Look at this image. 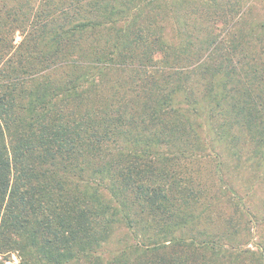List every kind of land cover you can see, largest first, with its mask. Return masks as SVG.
<instances>
[{"label":"trees","instance_id":"trees-1","mask_svg":"<svg viewBox=\"0 0 264 264\" xmlns=\"http://www.w3.org/2000/svg\"><path fill=\"white\" fill-rule=\"evenodd\" d=\"M252 1L0 0V264H264Z\"/></svg>","mask_w":264,"mask_h":264},{"label":"rangeland","instance_id":"rangeland-1","mask_svg":"<svg viewBox=\"0 0 264 264\" xmlns=\"http://www.w3.org/2000/svg\"><path fill=\"white\" fill-rule=\"evenodd\" d=\"M195 2V0H194ZM251 15L256 21L264 22V0H253L251 3ZM246 178V176H245ZM246 180H249L248 177ZM248 182L251 186V198L247 201V205L253 210V215L250 227H252V241L254 244L263 246L264 248V183L262 181ZM258 222V224H256ZM121 234L116 235L120 237ZM116 241V239H114ZM18 259L12 255L6 264H17Z\"/></svg>","mask_w":264,"mask_h":264}]
</instances>
